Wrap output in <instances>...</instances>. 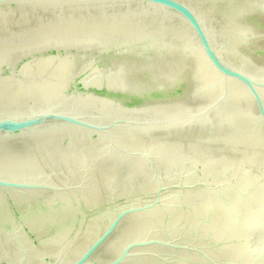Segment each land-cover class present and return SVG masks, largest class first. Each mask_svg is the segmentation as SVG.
I'll list each match as a JSON object with an SVG mask.
<instances>
[{
    "label": "water",
    "instance_id": "water-1",
    "mask_svg": "<svg viewBox=\"0 0 264 264\" xmlns=\"http://www.w3.org/2000/svg\"><path fill=\"white\" fill-rule=\"evenodd\" d=\"M0 264H264V0H0Z\"/></svg>",
    "mask_w": 264,
    "mask_h": 264
}]
</instances>
